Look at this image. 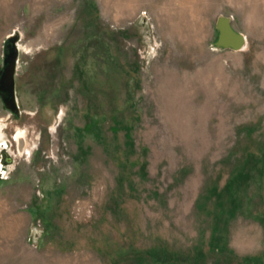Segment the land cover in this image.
Wrapping results in <instances>:
<instances>
[{"label": "rangeland", "instance_id": "1", "mask_svg": "<svg viewBox=\"0 0 264 264\" xmlns=\"http://www.w3.org/2000/svg\"><path fill=\"white\" fill-rule=\"evenodd\" d=\"M16 33L0 264H264V0H0V66Z\"/></svg>", "mask_w": 264, "mask_h": 264}, {"label": "water", "instance_id": "2", "mask_svg": "<svg viewBox=\"0 0 264 264\" xmlns=\"http://www.w3.org/2000/svg\"><path fill=\"white\" fill-rule=\"evenodd\" d=\"M215 29L217 35L212 43L215 48L238 51L245 46L246 36L233 27L229 16L219 15L215 21ZM18 39L19 35L17 33L6 37L0 70V97L5 108L12 112H18V101L15 92Z\"/></svg>", "mask_w": 264, "mask_h": 264}, {"label": "flooded vegetation", "instance_id": "3", "mask_svg": "<svg viewBox=\"0 0 264 264\" xmlns=\"http://www.w3.org/2000/svg\"><path fill=\"white\" fill-rule=\"evenodd\" d=\"M1 68H2V66H0V70H1ZM15 92H16V85H15ZM0 103L2 104L4 111L8 113L7 118H10V122H13V120H16L19 117V115H20L19 104H18V112H12V111L5 108L4 104L2 103L1 97H0ZM55 112H56V110L53 107H51V110L49 112H44L43 110H42V112L40 111V113H39L40 115L38 117L34 118V120L37 119L36 122H38L39 128L43 127L47 131L48 125H50L53 122V120L55 119ZM47 115H49V119H46ZM7 148L8 147H7L6 143L0 142V179L1 178L7 179V177H4L3 173L6 170H8V166H11L13 164V161L11 162V157L8 156L9 149H7Z\"/></svg>", "mask_w": 264, "mask_h": 264}]
</instances>
